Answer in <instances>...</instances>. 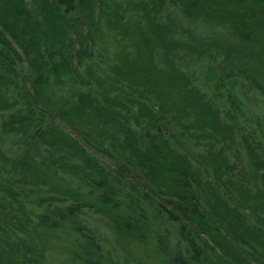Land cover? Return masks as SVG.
<instances>
[{
  "label": "trees",
  "instance_id": "16d2710c",
  "mask_svg": "<svg viewBox=\"0 0 264 264\" xmlns=\"http://www.w3.org/2000/svg\"><path fill=\"white\" fill-rule=\"evenodd\" d=\"M37 1L38 17L44 16L46 22L37 21V16H30L25 5L18 3L15 13L19 12L18 15L25 17L22 24L25 21L28 23L26 26H15L10 18L15 17V14H8L13 4L17 3L12 0H7L6 7L10 22L7 23L3 16L0 21L2 31L7 32L20 48L30 64L31 76L38 81L49 75H60L70 63L63 50V40L67 37L65 33L58 30L62 46L42 48L40 32L43 27L50 28L57 20L65 24L70 16L78 15L86 24L88 21L89 28L93 31L97 21L94 19L93 7H90L95 4L93 0ZM107 3V0H98V20L102 21V28L110 34L130 31L128 46L123 50L119 46L113 47L112 62L105 59L109 64L105 69L93 71L86 66V83L81 86H76L73 68L69 78L77 92L71 95L68 108L57 110L55 114L73 125L84 142L96 153L111 160L114 167L106 170L77 141L49 123L42 130L24 138V143L31 150L26 154L28 160H24V167L29 168L33 157L38 153L42 155L47 152L48 155L41 158L39 177L31 178L30 173L22 170L19 179L22 184L26 183L22 187L30 185L32 191L41 187L37 178H43L44 172H50L54 179L60 180L66 174H83L89 180V193L93 197L85 200V195L82 194L80 196L84 200H81L77 196L57 198L51 194L50 197L42 198L41 201L48 203V206L54 203H59V206L52 205L53 208L48 209L49 213L43 215L37 226L32 228L30 236L33 235L37 249H32L27 254L16 248L13 256L22 260V264H35L36 261L44 264L46 254L55 249L67 257V264H112L89 230L73 225L75 216L86 206L102 211L108 217L111 212L117 217L121 213L124 222L117 226L118 231L130 243L152 245L161 258L165 259V264H264V228L251 225L249 216L242 210L244 208L252 214L247 207L250 205L247 198L239 193L238 197H232V193L240 189V182L234 179L232 182L235 169L227 155L230 146L221 151L212 162L217 163L212 167L213 185L204 186L199 176L193 173L191 162L178 151L185 136L178 138L176 142L173 141L176 138L169 137L170 125L176 124L172 118L171 108L174 103H171V94L184 95L186 90L178 93L180 88L173 90L170 86L164 89L162 69H159L163 59L173 67L180 55L181 43L176 37L181 34L182 21L189 26L206 25L211 30L214 27L223 29L234 35L233 38L238 37L244 43L262 50L264 56V0H146L137 5L133 12L132 29L128 28L129 20L117 11L111 17L103 19ZM168 7L179 9L180 21H161L162 13L168 12ZM48 10L51 11L49 15L46 14ZM20 28L24 29L18 31ZM208 41L211 38L195 37L189 45L192 50H201L204 46L200 45ZM217 51L221 53L222 59L218 69L225 78H251L253 73L250 57ZM11 54L16 56L10 43L0 32V73L6 71L3 93L9 83L14 87L19 84L14 79L16 74L9 63ZM80 72L81 69L75 74L79 75ZM172 77L180 87L181 81L173 74ZM40 85L42 87L44 84ZM40 92L36 93L35 98L28 92H20L19 95H26L32 102ZM46 97L45 105L48 107L51 97ZM194 97L197 98V95ZM198 100L201 103L202 98L198 96L195 107L198 106ZM204 105L206 110L217 113V109L207 103ZM17 121V116L11 114L6 125L13 128L11 126ZM216 129L215 127L214 130ZM202 130L203 128L199 129L201 132ZM213 140L217 141L216 138ZM254 158L248 152L250 167L259 168L258 160ZM46 162L49 166H46ZM17 168L20 169L19 166ZM229 177L231 179L227 181ZM81 181L85 182L83 179ZM124 182L131 183L133 190L145 191L146 199L151 198L156 214L152 221L143 213L142 198L131 196L128 202L122 200L120 186ZM207 189L212 193L209 200L201 195ZM229 198L233 199L235 206L228 203ZM162 219L176 225L177 240L173 243L162 232ZM112 221L119 223L116 219ZM19 224L22 223L19 221ZM66 226H70L71 232L81 240L60 246L58 232ZM9 256L8 252L0 255V264H16V257L13 261Z\"/></svg>",
  "mask_w": 264,
  "mask_h": 264
},
{
  "label": "rangeland",
  "instance_id": "374dc122",
  "mask_svg": "<svg viewBox=\"0 0 264 264\" xmlns=\"http://www.w3.org/2000/svg\"><path fill=\"white\" fill-rule=\"evenodd\" d=\"M107 1L108 5H105L103 19L111 17L113 12L117 11L129 20L128 28L132 29L133 12L137 5L146 0ZM12 2L17 3L13 4L8 14H15V17H10L12 22H15V26H26L28 23L25 21L22 24L21 21H24L25 17L18 15L19 12L15 13L18 3L25 5L30 16H37V21H45L44 16L38 17L37 0H12ZM93 2H95L94 6L91 4L90 7H93L94 19L97 21L93 31L90 30L88 21L86 24L84 19L79 18L78 15L70 16L65 24L57 20L51 24L50 28L43 27V31L40 32L42 48L52 49L62 46L58 30L65 33L67 37L63 40V50L70 63L60 75L57 74L56 77L49 75L48 78L38 81L37 78L31 76L30 64L20 48L7 32L2 31L0 21V32L16 53V56L11 54L9 63L16 74L14 79L19 83L15 87L9 83V87L3 93L6 85V71L0 73V255H5L8 252L9 259H13V261L16 256H13L12 253L16 251V248L27 254L36 248L34 237L30 236L32 228L37 226L43 215L49 213V210L53 208L52 205L59 206V203L48 206V203L41 201L42 198L50 197L51 194L57 198L77 196L81 200H84L80 196L82 194L85 195V200H90L93 197L89 193L91 191L89 180L83 174H66L63 180H60L54 179L50 172H44L43 178H37L41 187L35 191H32L30 185L22 187L26 184H22L19 179L22 170L25 169L30 173L31 178L39 177L38 169L41 158L48 155L47 152H43L42 155L38 153L33 157L30 167H24V160H28L26 154L31 152L29 146L24 143V138L42 130V127L49 123L77 141L85 149V152L93 156L106 170H112L114 167L111 160L96 153L84 142L82 136L78 134L77 130H74L73 125L55 114L57 110H66L71 95L77 92V88L72 85V79L69 78L73 68H75V73L81 69L79 75L74 73L76 86H81L86 83L84 79L86 66L93 71L100 68L105 69L109 65L105 59L112 62L113 47L119 46L121 50L126 49L131 39L130 31L110 34L104 30L102 21L98 20V0H93ZM6 7L7 0H0V17L3 16L9 23ZM167 11L162 13V22H166L168 19L180 21L181 14L178 8L168 7ZM49 12L51 11L48 10L46 14L49 15ZM35 23L37 22L35 21ZM31 27L34 28L33 25ZM22 29L24 28H20L18 31ZM30 30L34 31V29ZM96 30L98 32H94ZM191 34L193 36H190ZM232 36L234 35H231L230 32L227 33L217 27L211 30L206 25L189 26L185 21L181 22V34L176 37L181 43L180 55L173 67L165 59L162 60V66H159V69H162L164 89L170 86V89L173 90L180 88L178 93L186 90L184 95L171 94V103H174V107H176V109L173 106L171 108L172 118L176 124L170 125L172 132L170 129L169 137L176 138L173 140L176 142L178 138L185 136L184 143L179 146L178 151L191 162L193 173L199 176L204 186L206 184L213 185L212 167L217 163L212 164V162L220 155L221 151H225L230 146L227 155L235 169L232 182L233 179L240 182H238L240 189L233 192L232 197H238L239 193L242 197L247 198L250 201V205L247 207L252 214L244 208L242 210L249 216L251 225L264 228V56L262 50ZM195 37L211 38V41L202 43L203 45L200 46L204 47L200 48L201 50H192L190 43ZM217 50L250 57L251 73H253L251 78L248 80L225 78L218 69L222 59L221 53ZM172 74L181 81L180 87L176 84ZM41 83L44 84L42 87ZM38 91L43 92H40L32 102L26 95L24 97L19 95L20 92H28L35 98ZM196 95L197 98L198 96L202 98L201 103L198 100L197 107H195L197 98L194 97ZM46 96L51 97V104L48 107L45 105L44 97ZM205 103L215 110L217 109V113L213 114L206 110ZM130 107L133 106L130 105ZM11 114L16 115L18 119V123L11 126L13 128L6 125ZM75 120L77 123L76 118ZM215 127L216 130H214ZM200 128H203L202 132L199 131ZM213 138H216L217 141L215 142ZM248 152L252 158L255 155L259 168L250 167ZM218 165L220 167V164ZM17 166L20 167L19 170ZM46 166H49L48 162H46ZM80 178L85 182H82ZM230 179L231 177L227 181ZM120 188L122 200L128 202L131 196L142 198L143 213L149 216V220L152 221L156 215L154 214L155 207L151 198L146 199L144 196L145 191L133 190L131 183L125 182L121 184ZM201 195L205 200H209L212 193L207 189L202 191ZM258 199L262 202H259ZM228 203L235 206L231 198L228 199ZM118 215L119 218L111 212L108 217L102 211L85 206L73 219V225L89 230L90 235L100 244L102 252L111 259L112 264H165V259L161 258L152 245L130 243L129 239L118 231L119 227L117 229V226L123 225L124 222L122 214L118 213ZM113 219L119 220V223L115 224ZM18 220L22 224H19ZM20 225H22V229H20ZM175 227V224L162 219V232L171 238V243L177 240ZM70 228V226H66L58 232L60 246L81 240L71 232ZM66 259V256L59 254L54 249L46 254L44 264H67ZM15 263L22 264V260L16 257ZM37 263L40 264V261L35 262V264Z\"/></svg>",
  "mask_w": 264,
  "mask_h": 264
}]
</instances>
